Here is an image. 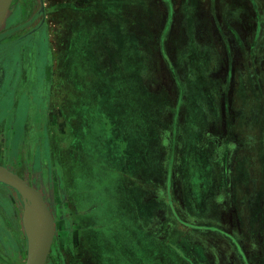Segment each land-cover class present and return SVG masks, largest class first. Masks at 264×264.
I'll use <instances>...</instances> for the list:
<instances>
[{"label":"rangeland","instance_id":"obj_1","mask_svg":"<svg viewBox=\"0 0 264 264\" xmlns=\"http://www.w3.org/2000/svg\"><path fill=\"white\" fill-rule=\"evenodd\" d=\"M116 1L12 0L0 27V76L21 93L0 163L61 225L45 264L56 249L104 264L87 253L99 221L131 222L128 264L134 245L178 236L169 220L202 225L185 240L213 264H264V0ZM5 186L6 217L39 222Z\"/></svg>","mask_w":264,"mask_h":264},{"label":"crops","instance_id":"obj_2","mask_svg":"<svg viewBox=\"0 0 264 264\" xmlns=\"http://www.w3.org/2000/svg\"><path fill=\"white\" fill-rule=\"evenodd\" d=\"M84 1L88 4H93L95 2H103L104 0H79ZM109 3L117 2L116 0H106ZM124 2V0H120ZM90 6L86 7L89 8ZM18 78L13 79V76H0V124L4 120V114L8 110V108L12 105V100L17 99V104L20 106V91L18 85ZM17 107V105H16ZM6 110V111H5ZM13 114V113H12ZM1 128V126H0ZM5 185L7 184L3 181H0V187L4 191L3 196H0V264H25L23 263V258L26 255V259L28 256L29 248L31 245L32 239L28 235V222H25L22 219V222H17V225L14 224L13 220L9 217H6L4 208L1 204L4 196L10 198V191L6 192L8 188ZM75 197V195H73ZM163 204H165L164 197L160 196ZM167 202V201H166ZM10 203V201H8ZM73 204L75 206V213H79L81 209L78 207L76 202V197L73 200ZM11 207V205H10ZM91 204L87 209L82 210L83 213H89L96 208ZM140 211V208H139ZM53 215V214H52ZM54 218V217H53ZM55 234L54 243L51 246L52 250L55 247L56 239L61 235H63V231L58 230L59 235L57 236V226L55 221ZM93 226L88 227V234L86 236V240L90 242V247L92 249L90 251L87 250L89 257L91 259H95L96 261L104 260V264H126L123 263L122 258L124 251V242H128L129 239L126 237L127 229L126 227L131 226V222H101ZM166 223V222H165ZM168 224H174L177 226V237H170L163 242H156V240H146L145 245H134L133 249H130L129 253L134 255V258L131 259V262L128 264H196V262L203 261L213 264L214 259H210L208 256H203V251L201 252L199 249L203 247V238H200L198 234L195 235L194 239L195 244L192 248L194 250L190 251L189 244L187 243L186 236L188 231H198L203 230L202 225H191L187 222H167ZM70 223L64 224L66 227H69ZM117 224L116 231H114L113 226ZM153 225H157L156 222H152ZM27 226V227H26ZM83 227V224L80 223L78 227ZM200 226V227H199ZM151 227V226H149ZM122 230H121V229ZM155 230V229H154ZM119 232V233H118ZM70 236V234H69ZM72 237V236H71ZM70 238V237H69ZM155 238V237H154ZM76 239V236H75ZM131 240V239H130ZM95 241H98V245L94 244ZM133 243H136V239L132 237L131 240ZM115 244V246H114ZM126 249H129L126 247ZM122 250V252H121ZM114 251V252H113ZM51 253V251H50ZM55 256V260H58V264L60 263V259L62 255L64 256V252L61 249H56L53 253ZM121 254V255H120ZM7 260V262L5 261ZM25 259V261H26ZM48 259V257H47Z\"/></svg>","mask_w":264,"mask_h":264},{"label":"water","instance_id":"obj_3","mask_svg":"<svg viewBox=\"0 0 264 264\" xmlns=\"http://www.w3.org/2000/svg\"><path fill=\"white\" fill-rule=\"evenodd\" d=\"M11 3L12 0H0V27L7 16ZM0 181L16 187L33 202L35 207H39L41 214L39 215V222L29 221L34 226L38 227L39 225L40 228L35 239L31 238L32 241L25 264H45L54 239L55 222L42 192L29 184L18 173L1 163Z\"/></svg>","mask_w":264,"mask_h":264},{"label":"bare ground","instance_id":"obj_4","mask_svg":"<svg viewBox=\"0 0 264 264\" xmlns=\"http://www.w3.org/2000/svg\"><path fill=\"white\" fill-rule=\"evenodd\" d=\"M36 209H37V214L38 215H41L40 214V209H39V207H37L36 206ZM35 209V210H36ZM33 211V210H32ZM35 212V211H34ZM33 213V212H32ZM36 214V213H35ZM33 214H31L30 216L33 218V220L35 221L36 219H34V217H35V215H33ZM30 217V218H31ZM37 218V217H36ZM29 221H31V219H29L28 221L26 220V222H28L26 225H28V235H29V237L30 238H32V239H35V236L37 235V233H38V231H39V225H38V227L37 226H34V224L33 223H30ZM34 221H32V222H34ZM27 227V226H26Z\"/></svg>","mask_w":264,"mask_h":264},{"label":"flooded vegetation","instance_id":"obj_5","mask_svg":"<svg viewBox=\"0 0 264 264\" xmlns=\"http://www.w3.org/2000/svg\"><path fill=\"white\" fill-rule=\"evenodd\" d=\"M43 194V193H42ZM44 196V195H43ZM44 199H45V201L47 202V200H46V198H45V196H44ZM48 204V203H47ZM53 244V243H52Z\"/></svg>","mask_w":264,"mask_h":264}]
</instances>
